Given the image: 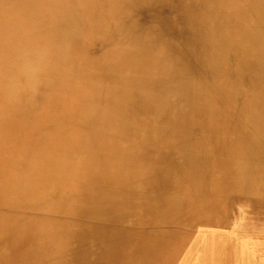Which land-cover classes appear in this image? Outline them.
<instances>
[{"label": "bare ground", "instance_id": "bare-ground-1", "mask_svg": "<svg viewBox=\"0 0 264 264\" xmlns=\"http://www.w3.org/2000/svg\"><path fill=\"white\" fill-rule=\"evenodd\" d=\"M133 1L130 10H153L152 0L148 7ZM111 2L0 0V264H150L166 233L161 221H226L238 199L264 210V0H220L217 7V0H178L175 21L189 37L170 46L169 60L148 49L153 25L144 30L135 20L122 32L126 21L111 19L95 27ZM243 20L246 28L225 42L205 39L210 29L226 24L231 31ZM117 34L125 43L135 36L131 50L108 49ZM85 35H93L90 43H82ZM74 49L80 59L69 63ZM142 67L151 70H136ZM152 70L157 76L146 73ZM233 71L252 82L238 108L231 105L243 88L229 83ZM216 72L228 83L212 86ZM69 92L70 100L61 97ZM204 99L216 104L202 107ZM41 101L57 112L41 116ZM77 121L83 130H71ZM86 124L97 136L85 135ZM55 170L64 177L48 175ZM219 203L223 211L212 213ZM56 213L63 216L50 219ZM254 220L264 229V220L248 215L244 228ZM236 234L221 237L226 247L216 241L212 264H264V237L249 242ZM192 248L180 261L207 264L193 262ZM256 252L261 257L248 259Z\"/></svg>", "mask_w": 264, "mask_h": 264}, {"label": "rangeland", "instance_id": "rangeland-1", "mask_svg": "<svg viewBox=\"0 0 264 264\" xmlns=\"http://www.w3.org/2000/svg\"><path fill=\"white\" fill-rule=\"evenodd\" d=\"M146 1L148 0H138L137 2L139 3V6L148 7L146 4ZM152 1H153L152 3L154 4V6H152L153 10L151 9L150 11H148L147 15H145V12H142V10L141 12L137 13V10L135 9L138 4H135L134 7L130 10L131 8L130 4L131 3L133 4L134 2L133 0L131 3H129V0H121V1L116 0V2H111L106 7L103 5L102 7V9L104 8L103 17H102L103 19L99 20L98 22L96 21L97 23L95 22L94 26L97 27L98 29L101 27L104 28L111 23L110 22L111 19L114 21H118V22L120 21L122 22V24H124L126 21V24L122 26V29H121V31L123 30L122 32L130 31L131 30L130 25L134 23L135 20L137 21V24H140L144 28V30L146 26L153 25V30L156 27L157 28L155 32H153V35L151 34L150 35L151 37H148L150 38L149 45L150 46L152 45L151 48L149 46L148 49H151V50L154 49L152 50V52L153 54L154 53L157 54L155 55V57L157 58L161 57V58H165L166 60L172 59L173 54L172 52L169 51L170 46L172 44L185 43L188 41V37H189L186 35V32L184 31L183 27L180 26L179 23L175 21V16L177 15L176 12L179 11V6H177L178 0H152ZM190 1L191 0H182L181 4L183 5L186 2L188 3ZM219 1L220 0H217L215 6L217 5ZM145 9L147 10L148 8H145ZM98 10H100V8H98L97 11ZM129 10L131 13L130 12L128 13L131 14V16L125 14ZM127 17H131V18L127 20ZM166 17L169 18L168 23L162 22V19ZM93 18H94L93 15H91V17L89 18H85L84 23L85 24L92 23L94 21L92 20ZM148 18L150 19V23L147 22ZM228 22L232 23V18H229ZM141 26L139 25L137 26L138 30L140 29L142 30ZM224 26H226V24H220L218 28L210 29L209 31H207L205 35V39H211L212 42L214 41L223 42L224 35L226 36L229 35V36L234 37L236 33H240L243 29H245L247 24L245 20H243L242 23L241 21L238 22L237 24L234 23L231 27V31H228V29ZM254 26L255 27L257 26L258 28L261 27L258 25H254ZM95 35H99V34H94V36ZM92 36L89 37L88 35H85L82 38V43L83 44L90 43ZM134 37L135 36L130 37L131 41L127 38L126 43H125L124 42L125 39H122L121 37H119L118 34L113 35L108 38V49L115 50V51L121 50L120 46L125 45L124 46L125 49L128 46V50H131L132 39H134ZM166 41L169 42L170 45H167L166 47L167 50L163 52L161 50V45L163 44L166 45L167 43ZM135 43L137 44V45L134 44L135 47H139L140 45H143V47L145 46L143 41H136ZM147 45H148V41H147ZM141 48H136V49H141ZM225 52H227L226 49H224V51L222 50L218 51L220 55H226ZM126 54L128 57L129 55H131V51H128ZM79 59H80V53L78 52V49L77 50L74 49L70 54L69 63H76ZM110 61L111 59L107 57L100 64H103L105 66V65H108ZM2 64H3V54L0 51V68L1 69H2ZM155 64H156V60H155ZM227 64L229 65V68H230V61L227 62ZM142 69L143 67L136 69V70H139L141 72ZM177 69H179V65L176 66V71ZM90 70L92 72L91 74H89L88 70H84L85 74H89V75L94 74V65L90 66ZM143 70L150 71L151 69L147 70V68L145 67ZM146 73L152 75L153 77L157 76L154 70H152L150 73L148 72ZM125 74H129V73L126 72ZM132 74L133 73H130L128 76ZM243 74L244 73H241V71L240 72L233 71L229 79L230 84H233V83L235 84L237 81L238 82L240 81L242 83L241 87L243 88V91H241V93L240 92L238 93V96L235 97V100L233 101V104L231 105V106H235V108H238L243 104V100L246 98L247 92L252 87L251 78H249L250 75L245 74L244 76H242ZM42 76H43V73L39 71L37 75V79ZM176 76L172 75V79H175L174 77ZM223 79H224V76H222L220 72L213 73L210 77H208V81L212 86H214L216 82L222 81ZM258 79H259V83L261 84L260 88L264 91V75H261L260 77H258ZM224 82H227V81H224ZM224 82L222 81V85ZM106 85H107L106 80L100 81L99 83L100 87H105ZM74 95H75V92H69L65 94L63 93L61 97L66 98L67 100H70ZM175 102H178L177 99L175 100ZM43 103H46V101L42 102V104L37 108V112H39L41 116L44 115L45 113H47L48 115H51L57 112L55 111L56 109L53 108L52 104H50L51 107H47V105H44ZM202 103H203L202 107H205V108L212 107L211 105L216 104L215 102H212L210 100H205V99L203 100ZM198 116L199 115L196 116V119H200ZM210 118L211 117H207L206 120L208 121ZM81 124H82L81 121L72 122L70 125V128L71 130H74V129L79 130L81 128ZM198 124L200 125L199 122ZM90 128H91V125L88 127L86 124V131H84L85 135L88 137L97 136V133L91 132ZM231 138H234V137H231ZM112 141L114 140L111 139V142ZM107 152H108L107 149H105L104 155L107 154ZM209 152H214V150L209 151ZM197 153L203 154L201 151ZM158 154L159 152L156 154V156H158ZM181 168L184 169L185 167L182 166ZM81 171L83 172L82 169ZM48 175L53 176L54 178L64 177L62 176L63 175L62 173L60 174L56 170L53 173H48ZM248 204L250 203L244 200H240V199L233 202L232 205L229 206V218L226 221L223 219H218V218H215V220H210L209 222L207 220L201 221V220H197L196 216L190 219H188L187 216H184L178 220L161 221L158 226L160 228L166 229V233L164 234L163 239L161 241L162 248L156 249L153 252L150 251L151 252L150 264H184L185 261H180V260L181 258L183 260V256L187 255V249L191 247H193L192 252H191L193 262L200 261V260H206L208 261V263L209 261H211L210 264H212L211 259L214 258L213 256L219 250V245L217 242L221 243L224 247L229 245L228 243H225V241H221V237L229 236V238L231 239L237 232H238L236 234L237 237H245L244 240L247 239V241L249 242L251 241L252 236L253 237H257V236L264 237V229H260V230L258 229L260 228L259 222H257L256 220H254L255 221L254 227L250 229L244 228L245 217L247 218V215L254 217L256 219L264 220V210L260 211V209H257L256 211L255 210L253 211L251 207L253 208H259V207L249 206ZM223 208L225 207H223L222 204L219 203L216 207H212L211 211L212 213H221L223 211ZM57 216H63V215L56 213L54 216L50 217V219L56 218ZM216 220L219 221L220 223L215 224L214 221ZM224 223L228 224L227 228H224V225H225ZM216 225H222L223 227L218 228ZM216 238H218V240ZM108 241L110 243H114L113 237L109 236ZM170 245L172 249L173 247H176L177 251L176 252L171 251ZM172 252H175V256H172L171 258ZM113 254L114 252H110V256H112ZM249 257H250V260H252V259H255L256 257H261V253L260 252H256V254L251 253L248 256V259Z\"/></svg>", "mask_w": 264, "mask_h": 264}]
</instances>
